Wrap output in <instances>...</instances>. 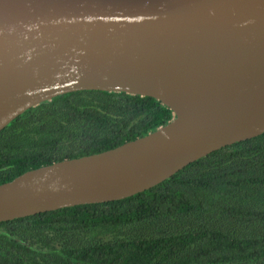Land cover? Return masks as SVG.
<instances>
[{"label":"water","instance_id":"obj_1","mask_svg":"<svg viewBox=\"0 0 264 264\" xmlns=\"http://www.w3.org/2000/svg\"><path fill=\"white\" fill-rule=\"evenodd\" d=\"M85 91L151 98L175 118L0 185V223L123 201L264 135V0H0V132Z\"/></svg>","mask_w":264,"mask_h":264},{"label":"trees","instance_id":"obj_2","mask_svg":"<svg viewBox=\"0 0 264 264\" xmlns=\"http://www.w3.org/2000/svg\"><path fill=\"white\" fill-rule=\"evenodd\" d=\"M174 118L151 98L58 97L0 132V185L116 149ZM0 264H264V135L123 201L0 223Z\"/></svg>","mask_w":264,"mask_h":264}]
</instances>
